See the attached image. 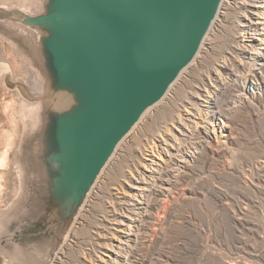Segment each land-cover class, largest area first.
Instances as JSON below:
<instances>
[{"label":"rangeland","instance_id":"obj_1","mask_svg":"<svg viewBox=\"0 0 264 264\" xmlns=\"http://www.w3.org/2000/svg\"><path fill=\"white\" fill-rule=\"evenodd\" d=\"M263 5L223 1L195 61L119 145L63 246L43 264H117L110 250L125 241L121 231L133 238L137 233L126 219L118 224L120 214L137 205L133 183L143 176L154 190L147 192L150 208L137 241L123 244L130 246L124 264H264V28L257 24L256 34L243 27L251 11L255 23L264 21ZM33 73L39 74L23 35L0 23V264H33L20 259L13 223L27 191L31 141L42 123L40 103L15 85L24 82L42 93V87L32 89ZM210 77L219 79L221 91ZM206 82L218 94L217 115L205 123L211 137L191 149L182 166L184 154L169 161L165 144L151 146L160 144L166 123L174 142L172 121L186 115L184 105L196 103V87ZM6 152L8 166L2 167ZM163 167V181H154L152 171Z\"/></svg>","mask_w":264,"mask_h":264},{"label":"water","instance_id":"obj_2","mask_svg":"<svg viewBox=\"0 0 264 264\" xmlns=\"http://www.w3.org/2000/svg\"><path fill=\"white\" fill-rule=\"evenodd\" d=\"M10 1L0 23L23 35L42 80V93L15 85L42 123L14 241L23 263L43 264L119 145L195 61L224 0Z\"/></svg>","mask_w":264,"mask_h":264},{"label":"bare ground","instance_id":"obj_3","mask_svg":"<svg viewBox=\"0 0 264 264\" xmlns=\"http://www.w3.org/2000/svg\"><path fill=\"white\" fill-rule=\"evenodd\" d=\"M250 14L252 15V17L246 19L247 20L246 22H243L244 23L243 27L246 30L255 31L254 33H256V34L257 33L259 34V32L261 33V31H260L261 29H259V26H257V24L262 25L264 28V21L255 23V20L253 17L257 14L253 11H251ZM261 18L264 19V17H261ZM262 30H264V29H262ZM261 34L264 35V33H261ZM259 40L264 41L263 39H259ZM253 50L257 51V49H253ZM209 79H210L211 83H213L212 86L215 88V90L221 91L223 89V87L221 85H219V79H217V77L216 78L210 77ZM210 85H209V83L206 82L204 84H200V86H197L196 91L194 92L195 94L192 96V97L196 98V103H190L188 101L187 104L184 105V108L186 110H188V111H186L187 112L186 115L184 116V115L180 114L179 115V121H177V122L172 121L175 124H177L176 127H173V128H175V130L177 132V133L175 132V135H173L174 136L173 137L174 142L173 141L171 142V140H169L171 138L168 137L170 134H169V132L167 133V130H169L171 127L169 126L170 128H168V125H167L168 123H166L167 128L165 131H163L164 134L163 135L160 134V131H159L160 135H158V136L162 139V140H160V144L157 145V143H154V146L153 147L151 146L152 149H157V147H161L163 144H165L167 147V150H166V148H164L163 151H167V155H169V157H170L169 161H173V160L177 159V156H179V154H181V155L184 154L185 155L184 158L182 160H178V161L180 163H182V166H185V164L188 163L187 159L189 157L191 158L193 155L190 150L191 149H197L198 146H201V143L209 140V138L211 137V131L205 126L206 125L205 123H206L207 119L214 118L217 115V111L215 110V108L217 106V99H218V94L213 92L209 88ZM41 87H42V80L38 77V75L36 73H33L32 89L35 92H38L41 90ZM172 119H174V118H172ZM176 120H177V118H176ZM168 121H170V119ZM211 126L213 127L214 125L211 124ZM171 130H173V129H171ZM215 131H216V129L214 128V133H215ZM155 134H157V133L154 132V135ZM155 137H154V139H155ZM157 140H159V139H157ZM161 141H162V143H161ZM7 166H8V152L5 153V157L2 160V167H7ZM166 171L167 170L164 169V167L160 168V169H154L151 173V178L152 177L155 178L154 181H163V177L165 176ZM143 177L142 178L139 177L137 179H134V183H133V185H134L133 188L138 190V192L134 195V199L137 201V205L135 206L134 209L129 211L130 214L129 213H127V214L124 213L122 215L120 214V218H121L120 223L117 222L118 224L124 225V222H125L124 219L130 221L129 223H131V225L136 227L137 233L142 230L141 221L144 218V216L147 215L149 208H150L149 201L147 200V192L152 193L154 190V184L147 182L148 180H146V177L145 178H143ZM129 227L131 228V226H129ZM121 232L123 233L125 241H123L117 247V249H116V247H113L110 250V252H114V254H116L115 262H117V264H121V263L124 264V262H123L124 259H122V258L125 257L128 254V252L130 251L128 249L130 246H125L123 244L124 243L129 244L131 242L137 241V233L134 235L135 237L133 238V237H131L133 235L127 234L125 230H123ZM108 255H109V257L111 256L110 254H107V256ZM104 261L105 260H103L101 262V264H113L109 261H106V262H104Z\"/></svg>","mask_w":264,"mask_h":264}]
</instances>
